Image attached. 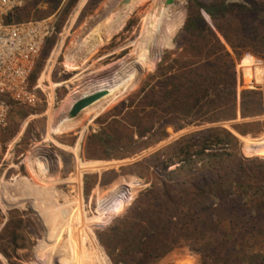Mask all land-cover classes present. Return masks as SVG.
Here are the masks:
<instances>
[{"label": "trees", "instance_id": "trees-1", "mask_svg": "<svg viewBox=\"0 0 264 264\" xmlns=\"http://www.w3.org/2000/svg\"><path fill=\"white\" fill-rule=\"evenodd\" d=\"M40 2L19 9L16 21L38 19L31 13H40ZM174 42L176 49L164 53L141 87L96 120L101 127L87 139L86 158L133 159L171 130L201 129L120 168L135 170L150 186L97 232L98 242L112 264H159L181 248L199 254L201 264H264V161L244 157L229 130L205 128L237 119L239 96L242 117L250 116L247 98L256 108L264 105L260 91L239 95L237 70L244 53L264 60V0H189ZM46 55L45 46L41 59ZM109 174L111 182L117 173L102 178ZM9 230L0 237L6 258L5 239L13 250L21 247L17 229Z\"/></svg>", "mask_w": 264, "mask_h": 264}, {"label": "rangeland", "instance_id": "rangeland-1", "mask_svg": "<svg viewBox=\"0 0 264 264\" xmlns=\"http://www.w3.org/2000/svg\"><path fill=\"white\" fill-rule=\"evenodd\" d=\"M89 1L41 0L37 6L40 13H31L38 19L55 16L56 29L46 42L47 55L38 62L37 75L30 82L31 89H36V102L13 104L2 136L5 161L0 171V205L7 216L4 230L16 228L21 245L13 250L8 246L11 238L3 241L10 254V258L4 256V264H91L92 260L112 264L97 232L123 216L138 194L150 186L134 174L135 170L120 168L201 129L171 130L166 141L133 159L86 158L87 139L101 127L96 120L138 90L147 75L157 69L164 53L176 49L174 39L186 21L189 0H174L168 6L167 0H95L90 5ZM158 12L165 21L174 12L185 17L172 45L161 51L156 62L145 64L149 58L144 46L148 40L146 19ZM118 15L124 16L122 26L108 33L107 27ZM237 70L239 95L243 90L264 94V60L244 53ZM107 79L111 85L121 86L120 91L111 93L109 89V96L70 118L73 105L95 93V85ZM246 101L250 116H241L239 96L237 119L205 128L229 130L239 139L244 157L264 161V105L256 108L252 97ZM257 111L262 114L252 116ZM92 148L90 154L102 155V150ZM110 170L117 173L111 182L114 175L102 178ZM86 175L90 178L85 183ZM159 264H201V256L181 248Z\"/></svg>", "mask_w": 264, "mask_h": 264}, {"label": "built area", "instance_id": "built-area-1", "mask_svg": "<svg viewBox=\"0 0 264 264\" xmlns=\"http://www.w3.org/2000/svg\"><path fill=\"white\" fill-rule=\"evenodd\" d=\"M29 1L0 0V171L5 161L2 136L9 124L11 107L15 103L36 102L31 78L48 38L56 29L55 16L16 21V12ZM6 222V213L0 205V237ZM4 263L0 250V264Z\"/></svg>", "mask_w": 264, "mask_h": 264}, {"label": "bare ground", "instance_id": "bare-ground-1", "mask_svg": "<svg viewBox=\"0 0 264 264\" xmlns=\"http://www.w3.org/2000/svg\"><path fill=\"white\" fill-rule=\"evenodd\" d=\"M160 10H162V9H160ZM159 13H161V12H158L157 15L148 16L149 18L146 19V29L144 30V32H147V34H148V40L146 41V46H147L146 50L149 53V55H148L149 58L148 59L146 58L147 62L143 61V63H145V64H152V63L156 62L158 60V58L160 57L159 55H160L161 51L172 45L173 36H174L175 32L177 31V29H179V27L182 25L184 17H185V15L181 14L180 12H174V13H171L170 18L167 21H165L164 18L163 19H162V17H161V19L159 18V16H160ZM163 15H165V13ZM116 18H115L116 20L109 27H107L106 30L108 33H112L116 28H119L122 26L124 16L118 15V17H116ZM161 25H162V28L160 29V32H159L158 29ZM157 33H158V37L162 38V41L159 42V44H157V45L149 44ZM147 43H148V45H147ZM126 82L127 81H125V83ZM125 83H124V86H126ZM96 86L97 85H95V92L107 88V89H110V91L112 93V92H118L121 89V86L119 88L116 85V83H113L111 85V81L109 79H107L101 83H98V86L97 87ZM24 200H25V198H24ZM90 263L91 264H98L95 260H92Z\"/></svg>", "mask_w": 264, "mask_h": 264}, {"label": "water", "instance_id": "water-1", "mask_svg": "<svg viewBox=\"0 0 264 264\" xmlns=\"http://www.w3.org/2000/svg\"><path fill=\"white\" fill-rule=\"evenodd\" d=\"M131 0H124L123 3H129ZM174 0H167L166 5L173 4ZM162 28V25L159 27V32L160 29ZM162 41L161 37H158V33L154 36V38L151 40L149 44L157 45L159 42ZM145 42V39L143 40ZM142 42V43H143ZM146 45V42L144 43V46ZM148 45V43H147ZM117 85V83H116ZM110 93L109 89H102L100 91H97L95 93H92L88 96H84L83 98L79 99L72 107L69 117L70 118H75L78 116V114L83 111L85 108L89 107L93 103L97 102L98 100L102 99L103 97L107 96Z\"/></svg>", "mask_w": 264, "mask_h": 264}]
</instances>
